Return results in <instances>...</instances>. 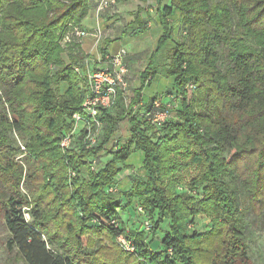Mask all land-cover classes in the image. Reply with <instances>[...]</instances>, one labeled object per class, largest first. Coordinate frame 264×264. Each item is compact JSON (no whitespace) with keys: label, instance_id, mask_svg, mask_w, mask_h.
I'll return each instance as SVG.
<instances>
[{"label":"trees","instance_id":"trees-1","mask_svg":"<svg viewBox=\"0 0 264 264\" xmlns=\"http://www.w3.org/2000/svg\"><path fill=\"white\" fill-rule=\"evenodd\" d=\"M156 2L162 32L134 97L126 103L120 93L100 108L94 146L85 127L63 150L87 93L76 69L86 57L81 44L63 40L82 29L91 0H0V243L23 264H107L109 247L85 251L96 236L116 247L125 238L134 251L120 252L142 264H251V226L264 220V0ZM168 48L163 73L173 87L147 101L143 91ZM156 101L170 113L161 127L145 116ZM124 121L129 135L118 141ZM134 153L142 173L121 189ZM189 172L194 193L180 194ZM139 209L148 230L130 220ZM199 214L212 219L204 232L194 229ZM76 221L73 243L57 250L52 226L71 230Z\"/></svg>","mask_w":264,"mask_h":264},{"label":"rangeland","instance_id":"rangeland-1","mask_svg":"<svg viewBox=\"0 0 264 264\" xmlns=\"http://www.w3.org/2000/svg\"><path fill=\"white\" fill-rule=\"evenodd\" d=\"M145 9L147 10H153L154 13L155 12V3H148L147 5H144ZM131 11L130 14L127 13V15L132 16V14L135 12ZM157 37H159V34L157 32L156 29H154L152 34H146L140 38H135L132 41L133 44V51L135 52H142V55L140 56V64L138 66H136V70H135V74L134 77H137V74L142 70V68H144L145 65L148 64V60L151 56V53H153L155 45H156V41H157ZM181 38V36L176 35V39ZM105 39V37H104ZM127 38H125L124 40H126ZM120 41H118L119 43ZM83 43V42H82ZM81 43V44H82ZM124 48L128 51L132 48L131 44H125ZM170 61V49L168 48V50L164 51V53L161 55V57H159L158 60V66H157V73L153 74V77H156L153 79L154 81H152L151 85H149V87L146 88V99L148 98V96H150L152 93H159L158 97H162L163 95H167V91L172 89V85H171V80H168L163 73V69L165 68V66H167L169 64ZM134 85V84H133ZM62 89L65 87V85L61 86ZM85 87V84H83V89ZM134 88H138V83L136 85L133 86ZM82 125L79 126L78 128V132L80 129H82ZM129 135V125L127 121H124L120 124V126L117 129L116 132V136L115 139L118 141H124L128 138ZM18 139V137H16ZM75 140L77 141L78 139L75 138ZM75 141V142H76ZM19 145L22 147V151L24 153L28 154V151L25 148L24 143H22V141L18 140ZM84 142H85V138H84ZM76 144V143H74ZM73 145L70 147L72 148ZM74 148H77L76 145H74ZM26 156V154L24 155H20V157H17V161L19 162L20 160H22L24 157ZM102 156V155H100ZM138 156V153H134L130 159L128 160V164L131 163L136 157ZM110 158L109 155H104L101 158V161H106ZM134 168L133 170H131L130 172L134 175H141V172H139L140 168H139V162H137L136 164H134ZM131 168V167H130ZM134 171V172H132ZM76 175V173L71 172V176L74 177ZM132 175V176H134ZM192 176V172L189 173H184L183 174V178L182 181L180 182L181 186L178 188V191L180 194H187L191 195L194 192L191 191L192 189H190V187H187V184L189 183V179ZM131 178V176H126L125 179L121 180L119 182V186H121V189H124L127 187V184H129V179ZM33 181V180H32ZM125 182V183H124ZM30 185H32V190L34 189L35 191V187L37 184V182L33 181V183L31 182ZM23 192L28 194V191L23 187ZM29 195L31 196V194L29 193ZM49 204V203H48ZM47 206V205H46ZM197 210H199V206L196 207ZM45 211H48V209H45ZM134 218L130 219L131 222L137 223L138 221L144 222V224L146 225V223L149 222V220L146 218L145 213L141 212L139 216H133ZM250 219L254 218V213L251 214V216L249 217ZM27 219H30V217L27 215ZM125 219L127 220V218L125 217ZM69 219H67L66 222H68ZM211 218H208L206 215L204 214H199L196 216V225L194 227L195 230H198L200 232H204L205 230H207L208 228L211 227ZM143 225V224H141ZM261 225L263 226V228L257 229V226H251V230H250V238H249V248H250V256H251V264H264V220L261 221ZM168 226V222L164 223L162 225L163 231L166 232ZM138 225H135L133 227L134 230H138ZM62 229V230H60ZM79 229V225L76 222H74L71 226V230L69 227H65V228H60V223L52 226V234H51V238L53 240V243L56 245L57 250L60 249L61 245H65L66 243H73L72 242V238L75 234V232H72L73 230H77ZM4 228L0 225V236H4L5 235V231H3ZM160 237L164 236V233L161 232L159 233ZM97 239L96 243H94L95 245H93V248H86L85 251L92 256L96 251H98L99 249H103L105 247H109L110 249V254H106V260L107 264H142V262L136 261L130 257H127L125 255H123L120 252L119 247L121 248V244L117 241V246L116 244L109 243V241H107L108 239L106 237L103 236H96L94 237ZM95 242V241H94ZM154 248L156 250H158L160 248V241H156L153 243ZM114 248H113V247ZM107 248V249H109ZM113 253V254H112ZM0 264H23L20 259L13 255V254H7L6 252L3 251V247L0 243Z\"/></svg>","mask_w":264,"mask_h":264},{"label":"crops","instance_id":"crops-1","mask_svg":"<svg viewBox=\"0 0 264 264\" xmlns=\"http://www.w3.org/2000/svg\"><path fill=\"white\" fill-rule=\"evenodd\" d=\"M148 3H155L154 7L156 13H154L153 10L145 9L144 5H147ZM98 5L99 0H91L88 15L81 23L82 29L87 31L89 35L86 36L83 43L79 47L80 52L86 57L76 66V69L78 70V73H80V77L84 80L82 83L87 86L89 73L107 67V59L109 56L116 54L121 48H124L125 44H131L132 48L128 50V55L125 59V64L129 71L128 79L130 86L126 96H124L127 98L124 99L126 103H128L132 97H134V91L137 89L133 86L138 83L139 88L142 83V74L149 66L150 62H152V58L156 52L158 39L161 36L162 31L158 19L157 2L156 0H148L147 3H143L140 0H117L114 6L100 12L99 14L97 13ZM134 10L136 11L132 14V16L127 15V13L130 14V12ZM97 23L101 25L105 35V39L102 40L99 46L95 45L94 38L91 35ZM154 29H156L159 34V37L156 38L157 41L154 51L151 53L148 64L142 68L135 78L134 74L136 73V66L140 64L139 59L142 52L133 51L132 41L135 38H140L146 34H152ZM125 38L127 39L124 40ZM118 41L120 42L118 43ZM83 67H85V72L82 70ZM85 74L86 78L84 77ZM151 83L152 82H150L147 87H149ZM146 88L143 91V98L145 100L148 101L153 97H158L159 93L155 92L146 99ZM137 162H139V172L142 173V157L141 154L138 153V156L131 163H129V167L131 168L124 170L119 176V180L125 179L126 176L134 175L130 171L135 168L134 164Z\"/></svg>","mask_w":264,"mask_h":264},{"label":"built area","instance_id":"built-area-1","mask_svg":"<svg viewBox=\"0 0 264 264\" xmlns=\"http://www.w3.org/2000/svg\"><path fill=\"white\" fill-rule=\"evenodd\" d=\"M116 2L117 0H100L97 13L99 14L114 6ZM88 35L89 33L87 31L79 27H73L65 35L63 43H72V41L76 39L81 44ZM91 35L94 38L95 45L99 46L105 37L99 23H97ZM127 55L128 51L125 48H121L116 54L108 57L107 67L88 74L87 93L82 105V112L74 114L73 120L75 122V127L73 132L61 142V148L63 150L72 146V141L74 140L73 135L78 132L80 125H82L83 128H88L87 136L85 137L87 147H92L96 144L101 129V122L98 120L100 108L110 109L114 106L119 94L121 93L124 97L129 90V71L125 64ZM124 98L126 99L127 97ZM160 105V102L156 101L154 103L155 110H150V112L145 115L149 122L155 127H161L170 118V113L167 110L163 112L159 111ZM167 107L168 110H170L171 106L168 105ZM90 122L95 123V131L89 128ZM139 211L141 212V209H139ZM146 229H150L148 223H146ZM118 242L126 251H134L131 243L125 238H119Z\"/></svg>","mask_w":264,"mask_h":264}]
</instances>
